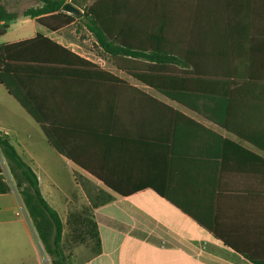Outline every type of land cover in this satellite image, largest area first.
Here are the masks:
<instances>
[{
  "label": "crops",
  "instance_id": "0c3cea01",
  "mask_svg": "<svg viewBox=\"0 0 264 264\" xmlns=\"http://www.w3.org/2000/svg\"><path fill=\"white\" fill-rule=\"evenodd\" d=\"M76 1L82 16L71 23L17 14L0 38L40 34L85 61L44 54L52 61L42 74L25 75L72 159L2 85L0 132L36 173L65 245L70 216L91 213L102 251L77 245V264L264 263V0ZM89 11L109 41L149 61L107 53L87 27ZM136 69H149L153 85L126 72ZM154 188L209 217L228 245ZM86 190L113 201L93 209ZM0 264H51L15 188L0 194Z\"/></svg>",
  "mask_w": 264,
  "mask_h": 264
},
{
  "label": "trees",
  "instance_id": "16d2710c",
  "mask_svg": "<svg viewBox=\"0 0 264 264\" xmlns=\"http://www.w3.org/2000/svg\"><path fill=\"white\" fill-rule=\"evenodd\" d=\"M3 1L5 0H0V38L7 33L10 25L19 17L16 13L8 12L1 4ZM40 2L42 3L41 7L26 9L22 16L45 24L48 23V19L44 18L50 17L54 20H60V25L71 23L74 19L73 16L67 15L61 11L64 4L67 3V0H40ZM72 3L79 5L76 0H72ZM91 13V11L83 13L88 21V23H86L87 27L107 53L113 57H132L138 59V62L140 61L139 59L149 61V54L134 51L121 45H115L114 42L109 41L102 28L91 17ZM36 49H42L44 53L36 55ZM44 54H67L75 59L85 62L71 54L62 46L40 34L31 40L15 44H0V85L4 86L9 94L13 96L42 127L50 144L57 150V152L72 159L62 145L54 138L50 128L40 114L36 102L31 100L29 90L26 87L25 75L40 76L43 72L41 65L52 61L49 60L47 56H44ZM126 72L134 79L146 85H149V83L153 85L152 82H149V69L127 70ZM107 75L113 77L109 74ZM160 91L165 95L174 98V95L168 90ZM0 155L6 163L12 179V182L6 181L0 169V194H7L13 188L16 189L43 249L50 257L51 264H77L75 256L68 254L65 251V246L67 245L64 243V224L59 213L51 207L43 197L39 179L34 170L23 159L11 138L2 132H0ZM107 187L109 186L107 185ZM154 190L159 196L174 204L199 225L207 229L215 238L221 239L226 245H228L226 240L220 237L218 230L214 226V222L209 217L197 213L196 208L176 200L168 190L162 191L156 188H154ZM119 193L124 192L120 191ZM86 194L90 202V207L93 209L113 201V197L104 191L92 192L86 190ZM78 216L77 214L70 216L71 219L69 225L72 229V241L70 240L71 243L69 245L75 244L79 241L87 242L91 244L93 253L96 255L100 254L102 248L97 225L91 220H88V223H86L85 219L80 220ZM83 226L86 227L83 228ZM254 263L264 264L257 261Z\"/></svg>",
  "mask_w": 264,
  "mask_h": 264
},
{
  "label": "rangeland",
  "instance_id": "374dc122",
  "mask_svg": "<svg viewBox=\"0 0 264 264\" xmlns=\"http://www.w3.org/2000/svg\"><path fill=\"white\" fill-rule=\"evenodd\" d=\"M40 0H8L7 1V8L11 11V12H15L16 14H18L19 16H22L23 11L31 6H33L35 3H38ZM14 31V29H12V32ZM11 36V34L8 35L7 39H9ZM0 169L2 171V175L4 177V179L8 182H12L11 176L9 174V171L7 169L6 163L3 160V158L0 155ZM97 192V191H95ZM80 215V216H78ZM77 216L79 217L80 220L85 219V222L88 223V220H92V216L91 213H89L88 211H86V209L84 208L83 210V214H77ZM71 217L69 218L70 221ZM86 225V224H85ZM86 226H83V228H85ZM79 244H88L87 242H82L79 241L76 244L73 245H67L65 246V251L68 254H72L74 255L75 250L80 249ZM90 247L88 246H83L81 249H89ZM92 249V247H91ZM46 253V252H45ZM75 256V255H74ZM49 257V256H48ZM50 258V257H49ZM77 261V260H76Z\"/></svg>",
  "mask_w": 264,
  "mask_h": 264
},
{
  "label": "water",
  "instance_id": "95a60500",
  "mask_svg": "<svg viewBox=\"0 0 264 264\" xmlns=\"http://www.w3.org/2000/svg\"><path fill=\"white\" fill-rule=\"evenodd\" d=\"M61 10L62 12L71 16L79 17L82 14V11L71 2L65 3Z\"/></svg>",
  "mask_w": 264,
  "mask_h": 264
},
{
  "label": "built area",
  "instance_id": "2783aa9c",
  "mask_svg": "<svg viewBox=\"0 0 264 264\" xmlns=\"http://www.w3.org/2000/svg\"><path fill=\"white\" fill-rule=\"evenodd\" d=\"M205 250V245H201V251H204Z\"/></svg>",
  "mask_w": 264,
  "mask_h": 264
}]
</instances>
